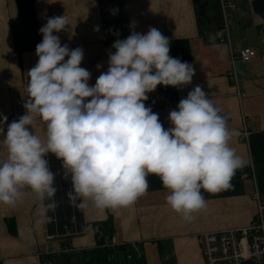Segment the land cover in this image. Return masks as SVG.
<instances>
[{"label":"crops","instance_id":"1","mask_svg":"<svg viewBox=\"0 0 264 264\" xmlns=\"http://www.w3.org/2000/svg\"><path fill=\"white\" fill-rule=\"evenodd\" d=\"M235 2L226 13L230 41L222 43L220 0H0V114L8 123L25 114L23 105L18 112L16 104L27 98V72L38 61L35 49L43 38L39 29L49 17L65 15L69 29L54 34L69 48L83 49L81 67L90 71V85L107 71L117 39L155 27L170 42H188L190 59L185 62L195 68L192 83L183 89L158 85L148 94L159 105L155 112L163 126H171L169 112L199 85L226 117L229 129L246 125L252 131L249 141L234 137L230 142L249 161L247 166L236 171L230 188L215 194L201 189L207 207L190 221L166 203L169 191L152 174L147 176V193L117 210L99 211L89 203L68 219L62 210L77 208L69 201L63 208L56 193L59 207L48 213L54 217L51 222L40 215L35 194L23 189L15 206L0 202V264H206L201 234L251 224L257 214L253 196L256 191L264 194V0ZM97 26L99 31H94ZM244 48L256 50L254 61L237 57ZM233 66L237 85L229 78ZM34 131L45 139L39 118ZM0 157L6 158V152ZM251 171L254 175L244 178Z\"/></svg>","mask_w":264,"mask_h":264},{"label":"clouds","instance_id":"2","mask_svg":"<svg viewBox=\"0 0 264 264\" xmlns=\"http://www.w3.org/2000/svg\"><path fill=\"white\" fill-rule=\"evenodd\" d=\"M68 29L65 15L47 19L39 29L38 61L27 72L25 114L11 123L0 114V153L6 152L0 157V202L15 206L30 189L41 202L40 215L51 222L48 213L59 207L52 154L77 209L89 203L99 211L129 207L147 193L152 174L169 191L171 209L192 220L207 207L201 189L215 194L230 188L236 171L249 163L230 144L240 133L229 129L199 85L169 112L168 128L146 106L158 85L183 89L195 75L192 64L170 56V41L157 28L117 39L108 69L94 85L81 67L83 49L69 48L54 34ZM37 118L45 126L43 140L34 131Z\"/></svg>","mask_w":264,"mask_h":264},{"label":"built area","instance_id":"3","mask_svg":"<svg viewBox=\"0 0 264 264\" xmlns=\"http://www.w3.org/2000/svg\"><path fill=\"white\" fill-rule=\"evenodd\" d=\"M220 3L223 20L218 26V39L222 43H229L230 28L226 13L229 9L236 7V2L235 0H220ZM235 57L233 55V61ZM237 57L243 62L250 63L256 59L257 52L251 48H244L238 53ZM229 78L237 85L238 78L234 66ZM245 95L238 92L240 98L245 97ZM148 102V106L155 112L159 105L153 102L152 96H149ZM22 105V101L17 102L18 112L22 111ZM234 130L240 133L236 138L249 141L252 131L248 126L244 125L243 128ZM253 175V171H251L244 174V178ZM253 198L257 204V214L249 226L206 232L200 235L206 264H264V194L256 191ZM104 246H111V244ZM43 264L53 263L45 262Z\"/></svg>","mask_w":264,"mask_h":264},{"label":"trees","instance_id":"4","mask_svg":"<svg viewBox=\"0 0 264 264\" xmlns=\"http://www.w3.org/2000/svg\"><path fill=\"white\" fill-rule=\"evenodd\" d=\"M170 52H171L172 57H178L182 61H186L190 59L189 45L186 40L171 41L170 42ZM48 158H49L50 164L53 163V166L52 167L50 166L52 171L57 173V176H56V185L58 187L57 193H58V196L60 197V201L62 202L63 208H64L66 206L65 201H69L66 193L68 192L67 185L68 184L70 185V183L66 181L65 179H63V169L61 168V161H58L56 157L52 154H49ZM72 213H75L76 215H78V213L81 214V210L77 209L71 212L68 209H63L61 212V215L67 216L66 218H68V216L71 217ZM66 222H69V221L66 220L64 223H62V225L66 224Z\"/></svg>","mask_w":264,"mask_h":264}]
</instances>
